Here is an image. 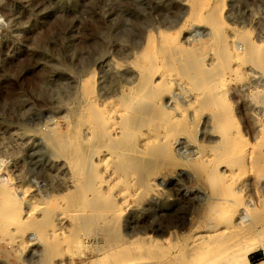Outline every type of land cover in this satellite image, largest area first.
<instances>
[{
  "label": "rangeland",
  "instance_id": "1",
  "mask_svg": "<svg viewBox=\"0 0 264 264\" xmlns=\"http://www.w3.org/2000/svg\"><path fill=\"white\" fill-rule=\"evenodd\" d=\"M185 1L0 0V180L14 187L22 210H26L28 190L31 199L34 197L32 200L45 205L53 196L66 202L76 189L79 178L50 140L49 132L55 126L58 133L67 128L71 110L82 103L79 91L83 78L94 73L99 104L117 102L122 90L130 82H136L137 70L131 60L142 51L148 33L156 36L160 30L170 31L171 39L178 41L175 29L186 17ZM222 1L223 16L229 26L227 33L235 38L232 49L240 57L231 62L230 69L214 51L199 48V42L212 37L204 22H195L181 40L187 45L190 41V45L197 43V49L192 53L194 56L183 59L199 57L202 61L190 63L188 66L193 67L186 68L185 73L181 70L183 59L173 61L171 66L158 63L162 70L165 66L171 69L170 84H173L163 92L160 102L171 110L173 118L186 122L176 125L181 132L173 144L167 145L169 150L165 154L154 148L157 139L151 130L141 128L145 135L138 139L139 151L122 158L127 159L128 173L118 183L116 199L122 206L119 217L113 213L103 217L102 209L98 208L94 211L98 218L89 223H75L70 213L78 204H71L66 212L57 214L56 223H43L48 213L41 211L40 217L22 224H26V234L20 245L11 241L8 230L0 229V264H161L185 253L189 240L186 234L197 238L204 234L213 239L225 228L228 232L229 227L230 231L245 228L244 231L257 233L248 257L254 264L264 259V189L257 186L264 182V174L259 172V166L247 161L233 167L236 183L232 192L236 197L232 199L236 202L230 197L234 193L223 199L226 201L223 208L233 209L226 222L215 226L217 215H208L214 196L204 163L214 156L215 142L207 138H218L220 134L215 130L214 107L207 108L201 99L210 93V88L202 85L201 74H196L199 68L211 64L216 67V62L217 66H223L219 78L224 81L220 89L224 95L219 101L225 100L222 102L230 104L232 110V123L228 127L236 141L233 152L248 148L256 154L264 153V138L261 139L264 137V66L254 61V54L245 48V39L237 35L247 33L264 52V0ZM161 68L154 76L156 82L161 80ZM190 103L196 105L192 107ZM234 130L238 132L232 135ZM122 187L130 191L126 193ZM91 195L89 191V198ZM230 200L235 207L234 203L229 204ZM169 215H172L170 220ZM239 217L243 222L235 223L240 221ZM38 226H50L58 236L52 237ZM249 239L250 236L245 241ZM158 246L166 251L163 258L155 261L151 253Z\"/></svg>",
  "mask_w": 264,
  "mask_h": 264
},
{
  "label": "bare ground",
  "instance_id": "2",
  "mask_svg": "<svg viewBox=\"0 0 264 264\" xmlns=\"http://www.w3.org/2000/svg\"><path fill=\"white\" fill-rule=\"evenodd\" d=\"M184 4L187 5L186 17L176 29L174 28L177 37L179 36L178 41L171 39V34L169 33L170 31L167 32L166 30H160L156 36L152 33H148L142 51L136 54L134 59L131 60L133 68L137 70L136 82H130L132 84H129L127 89L124 88L125 90H122V93L120 94V96H122L117 102H102V105L101 103H98L99 101H97L95 97L96 91L94 86V73L90 72L85 78H83L81 83V91H79L81 96H79V98L82 99V103L78 108L71 110L73 112L71 116L69 115L70 119L68 118V123H66V126L68 124L67 128L65 130L63 129L61 133H58L56 128L57 126L54 125L55 127H51L49 132L50 140L57 146L58 150L61 152V155H63L62 157H64L65 161L68 163V167L70 165L73 173L79 178L76 184L77 186L74 187V189H76L74 191L72 190L73 193L68 196L66 202H62L63 200L61 201L59 196H53L46 201L43 200V202L45 201V203H43L45 205H42V202L40 203L34 201L35 199L32 200L34 197L31 199L29 196L30 190H26L28 192L25 193L27 194L25 197L26 206H24L26 207V210H24L25 208L22 210V202L14 195V187L13 190L11 188L12 186H7L0 180V229L9 231V235L11 236V241L13 243L16 245L24 243L23 235L24 233L26 234V224H24V226L22 224L40 217L38 214H40L41 211H47L48 213L47 217H44L45 220L43 223H56L55 217L57 214H59V212H66L68 208L70 209L73 205L77 204L78 208H74L75 211L72 213L69 211L70 217L75 221V223H89V221L94 220L95 217L98 218L94 213V211L98 208L102 209L101 216L103 217L109 213H113L119 217V214L122 211V206L120 207L117 202L118 198L116 199V194H118V183L123 179V177H125L124 175L128 173L126 163L127 159L123 161L122 158L139 151L137 145L138 139H140L142 135H145L141 128L148 127V129L151 130V133H153L157 139V145H155L156 147L154 148L157 149V152L160 154H165L169 150L167 147L174 143L175 136L177 137L178 132H181V130H179L176 125L181 123L184 124L183 122H186L183 121L184 119L181 120L173 118L170 112L171 110H169V108L164 103L160 102L163 92L171 87V74L169 72L171 69H168V67L166 68L165 66L167 70L165 68V70H162L160 67V82H156V79L154 80V76L156 72L160 70V68H158V63L159 65L161 63L162 66L163 64L171 66L173 61L183 58L185 59V57L187 59L189 55L194 56L195 53H192L197 49L196 47L198 44L193 43L190 45L192 42H187L188 38L186 40V37L184 39L186 43H189V45L185 44V42L181 40V37L186 34V29L189 26L204 22V24L209 27L211 33L210 37L212 38H207L206 40L204 39L205 41H201V43L198 41L200 44L199 48L202 47L203 50H212V52L214 51V53L218 55V58L221 57V60L224 59L223 64L227 63L226 67L230 68L231 62L239 56V52L232 49L235 38H230L227 33V31H229V26L227 25L223 16L224 4L222 0H186ZM237 35H241V38L245 39V48L248 47L247 51L254 54V61L264 66V52L263 50H260L261 47L258 48V44L249 39V35H247V33H238ZM212 52L210 51V53ZM189 58L187 61L183 59L184 63L182 64L183 68L181 70H183L184 73L187 71L186 68L190 70V67L192 66H188L190 63L193 64L196 63L198 59L200 60L199 57L198 59ZM201 61L202 60H200V62ZM216 63H214L216 67H211V64L210 67L199 68L198 73L196 74H201L200 79L202 77V85H204V87L208 86L210 88V93L208 91L207 93L209 94H206L207 96L202 97L201 99L207 108L214 107L213 111H211L216 116L217 127L215 130L218 132V134H220V137L218 138H207L209 141L215 142V145H213L215 147V152L214 156L210 158L209 161L204 163V170L208 180L207 182H209L208 186H211V191L215 200L209 204L208 215H217L216 221L218 223H215V226H218L220 223L226 222V218L233 210H229L230 206H227L229 208H223L222 205L225 204L224 202H226L223 201V199L227 195L230 196L231 193H234L232 192L234 191L233 183H236V172L234 166L243 165L247 161H250L253 164L259 166V172L264 174V153H253L252 151H254V149H251V153L249 150H247L248 148L243 150L239 149L238 152L235 150V152H233L236 141L235 138L230 136L231 132L228 127V125H230L229 123H232V110L230 111L231 108L229 109L230 104H224L225 102H222L225 100L219 101L221 97L223 99L224 95L220 90L224 81L222 78H219V74L221 73L220 71L222 70L221 68H223V66L219 67V65L217 66ZM221 63L222 61L220 64ZM171 68L173 70V67ZM177 69L179 68H176V70ZM195 76L197 77L198 75ZM201 87L204 88L203 86ZM197 88L198 84L196 89ZM79 101L81 102L80 99ZM190 104L189 105L192 106V103ZM194 105H196V103L193 104V106ZM181 110H185V108H182ZM180 113H183V111ZM191 115L190 117H192ZM67 117L68 115L66 118ZM64 120L66 119L64 118ZM59 124L60 123H58V125ZM190 125L192 124L190 123ZM178 127L180 128V125H178ZM187 128L188 127H186L184 130H187ZM235 130L232 135L239 131L238 127V131ZM239 134H241L240 131ZM263 138L264 137L261 139L263 140ZM263 142L262 144H264ZM148 143L150 142H147V144ZM244 148H246V146ZM143 149L144 148L140 149L141 152L144 151ZM205 156L206 154L203 156V158ZM254 168L256 167L254 166ZM236 169L238 170V168ZM240 171L242 172V169ZM236 180L238 181V179ZM9 185H11V183ZM257 186L258 189H264V182L262 181L258 183ZM15 188L17 189L18 187ZM89 191L93 194V196L91 195L92 197L90 196L91 198H89ZM126 193H124V195ZM128 195H130V193ZM234 195L235 193L230 196L231 199ZM232 200H230L229 204L236 202L234 200V202H232ZM22 201L24 204V199ZM237 202H239V200ZM71 204L73 205L71 206ZM233 207H235V203ZM42 216L44 215H41V217ZM171 216L172 215H169L167 217L168 220L171 219ZM239 218L240 221H235V223L243 222H241L242 217ZM33 222L35 223V221ZM40 222L41 221L37 220V223ZM209 226L213 227L212 224ZM222 228H224V226ZM38 229L40 231L46 232V234L49 233L52 237L58 236L55 229L50 228V226H38ZM226 229L227 228H225V231ZM243 229L240 231H230L229 227L228 232H218L216 237L213 239L209 238L207 235L206 237L204 234L197 238L193 234L190 235L191 233H189V231L187 232L189 235L186 234V237H188L189 240L187 241L188 245H186L185 253L182 256L180 255L178 258H173L170 260L168 259V261H165L161 264H254L250 261L248 253L249 249L254 247L255 242H253V240L258 234L250 230L244 231ZM48 230L49 232H47ZM207 234H209V232ZM249 236L250 239L245 241V239ZM155 248L154 251H152L153 253H150L152 254L151 257L155 261H158L164 257L166 250H162V248L159 246ZM258 264H264V259H262Z\"/></svg>",
  "mask_w": 264,
  "mask_h": 264
}]
</instances>
